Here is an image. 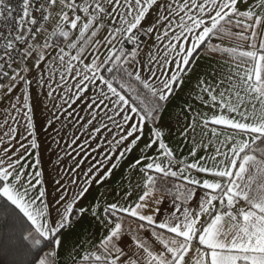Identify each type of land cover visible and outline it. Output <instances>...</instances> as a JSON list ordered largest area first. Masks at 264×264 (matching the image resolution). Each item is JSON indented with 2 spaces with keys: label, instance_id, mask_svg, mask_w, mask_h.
<instances>
[{
  "label": "snow or ice",
  "instance_id": "snow-or-ice-1",
  "mask_svg": "<svg viewBox=\"0 0 264 264\" xmlns=\"http://www.w3.org/2000/svg\"><path fill=\"white\" fill-rule=\"evenodd\" d=\"M202 47L229 62L228 75L215 86L197 85L198 98L218 112L200 117L204 135L213 139L189 153L196 157L202 147L206 155L177 160L162 131L150 130L141 155L128 165L143 178L136 200L125 192V203L106 204L100 216L92 206L106 235L74 264H264V0H18L15 6L0 0V79L10 82V99L17 81L23 87L0 124L7 128L0 145L4 137L9 143L0 150V215L11 209L27 221L20 240L29 264H56L63 231L89 211L78 204L90 185L104 183L127 159ZM33 83L47 88L49 100L62 93L58 98L69 108L91 91L87 123L99 118L94 132H114L105 138L102 159L83 173L85 186L70 178L79 188L70 194L56 181L51 201L40 170ZM21 119L26 135L18 134ZM196 126L193 118L189 128ZM222 130L230 134L215 140ZM154 146L157 153L149 155ZM162 191L172 196L167 215L153 208L164 203L157 197Z\"/></svg>",
  "mask_w": 264,
  "mask_h": 264
},
{
  "label": "crops",
  "instance_id": "crops-1",
  "mask_svg": "<svg viewBox=\"0 0 264 264\" xmlns=\"http://www.w3.org/2000/svg\"><path fill=\"white\" fill-rule=\"evenodd\" d=\"M239 7L243 10L246 5L241 4ZM212 42L219 43L220 41L213 39ZM223 43L225 46H232V41L225 40ZM228 73L229 62H227L226 57L219 54L210 55L202 47L191 66V71L184 76L183 85L176 90L168 101L163 103L164 106L157 119L154 122L150 120L147 122L142 138L138 141L134 150L128 154L127 159L121 161L120 166L113 170V174L104 183L96 184L93 182L90 185L88 193L78 204V207L88 208L89 211L82 217L76 216L69 228L63 231L60 237L62 243L57 249L58 255L55 258L56 264H74V261H79L84 252L92 250L99 243V240L106 235L104 226L91 215L93 205L97 206V216H100L102 208L106 204L117 200L125 203V192H132L130 200H136L140 191L137 185L142 187L143 178L140 173L130 169L128 165L141 155V149L148 143L152 134L150 130L159 128L162 131L163 140L173 150L177 160L186 158L188 162H191L201 155H206L202 147L197 148L196 157H191L189 153L201 141L207 143L213 139L211 132H208L207 136L204 135L205 129L200 126V117H210L218 114V112L217 109L206 106L198 98L199 89L197 85L200 80H204L206 83L215 86ZM27 75L29 77L34 76L35 72H30ZM16 84L17 87L11 94V99L7 94V88L10 86L9 81L0 89V124H3L4 114L10 109V104L16 103L15 98L19 96L22 99V82L17 81ZM30 91L31 102L35 108L33 118L36 125L37 139L41 145L39 152L43 186L49 194V201H51L54 196L58 195L56 181L65 184L70 190V194L79 191L77 185L71 183L70 178H76L80 187L85 186L83 184V173L97 159H102V154L107 148L105 138L111 140L114 132L103 129L101 132H94L96 127H100L101 121L99 118L93 121L92 124L87 123L91 117L86 103L88 97L92 94L91 91L84 94L83 100H78L72 104L71 108L59 100V94L62 93H58L56 98L49 100L46 96L47 88H41L35 83L32 84ZM204 99L207 100L208 97L205 95ZM57 105L61 106L57 107ZM69 112L72 113L71 116L68 115ZM193 118L196 119L197 125L194 132L189 128ZM49 120L52 121L51 124L47 123ZM104 122L109 123V127H111L110 122ZM24 124L25 121L21 119L20 124L17 126L19 135H26ZM6 130V127L0 128V135ZM185 132H187V135H185ZM228 134H230V130H222V135L215 138V140L223 139L224 135ZM19 135L17 139H19ZM4 140L5 143L0 145V150L9 146L8 138L4 137ZM73 140H75V143H73ZM86 141L87 143H85ZM23 142L27 143L26 140ZM12 143L14 144L15 141H12ZM80 145H84V151L80 150V147H78ZM93 149H96V151H92ZM212 151L213 149L209 147L208 152ZM156 153L155 146L148 150L149 155H155ZM31 160L32 157L29 156L28 161ZM78 162L79 166H77ZM107 166L108 162L105 161V167ZM194 175L211 178L198 173H194ZM200 193L201 190L197 189V198ZM157 197H162L164 203L153 205V208L160 207L167 215L172 207V196L162 191L157 193ZM190 203L192 207L196 206L195 200ZM131 226L136 227L134 223ZM141 234L147 235L146 233ZM48 250H51V248Z\"/></svg>",
  "mask_w": 264,
  "mask_h": 264
},
{
  "label": "trees",
  "instance_id": "trees-1",
  "mask_svg": "<svg viewBox=\"0 0 264 264\" xmlns=\"http://www.w3.org/2000/svg\"><path fill=\"white\" fill-rule=\"evenodd\" d=\"M158 114H156V119ZM150 121L154 122L153 120ZM164 183L167 187L172 181L169 180ZM163 192L167 193L166 191ZM0 205H4V201L0 200ZM75 218L76 216L73 217V220ZM28 227L27 221L22 217L18 218V214L13 213L11 209L0 215V264H29L31 257L23 254L20 240L21 235L26 234L25 230ZM50 248L51 245L48 249Z\"/></svg>",
  "mask_w": 264,
  "mask_h": 264
},
{
  "label": "built area",
  "instance_id": "built-area-1",
  "mask_svg": "<svg viewBox=\"0 0 264 264\" xmlns=\"http://www.w3.org/2000/svg\"><path fill=\"white\" fill-rule=\"evenodd\" d=\"M10 2L12 3V5H16L18 3V0H10ZM128 47H131L130 45ZM7 79H0V83H3L4 85L7 83Z\"/></svg>",
  "mask_w": 264,
  "mask_h": 264
}]
</instances>
